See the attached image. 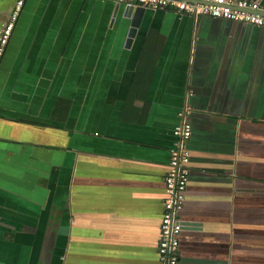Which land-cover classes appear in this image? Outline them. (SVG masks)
Here are the masks:
<instances>
[{
    "label": "crops",
    "instance_id": "obj_1",
    "mask_svg": "<svg viewBox=\"0 0 264 264\" xmlns=\"http://www.w3.org/2000/svg\"><path fill=\"white\" fill-rule=\"evenodd\" d=\"M125 8L26 0L0 64V264H159L184 111L179 264H264V28L146 8L128 44Z\"/></svg>",
    "mask_w": 264,
    "mask_h": 264
},
{
    "label": "built area",
    "instance_id": "obj_2",
    "mask_svg": "<svg viewBox=\"0 0 264 264\" xmlns=\"http://www.w3.org/2000/svg\"><path fill=\"white\" fill-rule=\"evenodd\" d=\"M134 8L170 9L193 16H210L264 28V8L259 0H107ZM26 0H16L8 23L0 34V64L12 37ZM174 129L177 142L170 149L168 173L165 177V194L161 238L158 247L159 264H179L180 240L184 229L181 212L185 192L190 183L191 150L187 142L192 130L187 113Z\"/></svg>",
    "mask_w": 264,
    "mask_h": 264
},
{
    "label": "water",
    "instance_id": "obj_3",
    "mask_svg": "<svg viewBox=\"0 0 264 264\" xmlns=\"http://www.w3.org/2000/svg\"><path fill=\"white\" fill-rule=\"evenodd\" d=\"M118 7L121 6V4H118ZM146 12L145 8H134L132 6H127L125 8V17L129 18L132 20V25L131 28L129 30V40H128V44L131 43L132 38L135 36L138 28L140 27L141 21L144 17V14ZM185 112V111H184ZM185 225V223H184Z\"/></svg>",
    "mask_w": 264,
    "mask_h": 264
}]
</instances>
